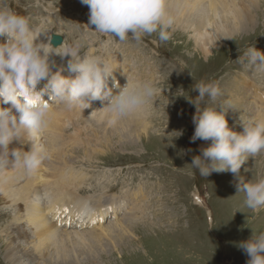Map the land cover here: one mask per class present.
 Listing matches in <instances>:
<instances>
[{
  "label": "rangeland",
  "instance_id": "obj_1",
  "mask_svg": "<svg viewBox=\"0 0 264 264\" xmlns=\"http://www.w3.org/2000/svg\"><path fill=\"white\" fill-rule=\"evenodd\" d=\"M0 8H9L30 18L33 30L58 33L69 46L81 45V55L103 58L115 69L113 75L117 81L120 74L140 81L142 74V82H154L162 90L147 106L148 130L143 128L145 131L141 138L136 133H122V137L118 135L101 145L97 136L99 127L93 122H86L83 125L89 131H86L83 147L84 152H94V163L83 160L85 156L82 152L74 156L67 154V158L74 162L77 169L83 167V171L89 175L86 184L82 185L83 195L92 194L94 198L112 195L129 199L125 195L131 198L140 196L148 190V183L152 184L154 191L149 215L154 219L156 214L159 221L157 227L151 228L143 226L142 222L134 225L132 232L136 236L131 241L137 246H126L127 243L122 247L109 246L106 248L108 254L98 256L99 259L96 258L93 262H85L84 259L81 264H247L249 257L238 244L248 240L253 230L256 233L264 232V208H261L259 214H255L246 207L244 193H241L242 198L235 193L239 180L235 184L225 182L230 171L213 172L204 178L200 176L198 169L193 168V157L201 155V148L210 146L211 141H191L195 131L192 118L196 108L186 97L195 98L199 95L198 90H193V86L201 80L206 83L213 80L220 82L223 95L218 103L233 101L236 95L246 93L245 89L236 86L230 92L233 83L239 85L244 79L248 84L253 81L257 84L264 82V72L254 67L249 69L238 61L250 46L254 45L264 52V13L255 28L247 34L235 35L231 42L220 44L207 57L196 46L192 32H180L174 28L169 29L171 39L167 42L159 40L158 32L145 35L140 43L134 41L131 34L125 42H120L116 37H105L95 32V26L89 23V6L80 4L77 0H0ZM130 61L134 62V66L127 71L125 67ZM245 74L250 77H245ZM113 84L109 78L108 86L113 87ZM242 100L245 104L246 100ZM250 102L252 100L248 104ZM209 106L213 105L209 102ZM247 106H244L245 110ZM231 113L233 112L228 110L227 120ZM240 117L244 119L243 115L235 116L241 124ZM236 119L232 118L233 121L228 120V123L233 124ZM230 128L233 130V127ZM240 129L243 130V126ZM179 133L182 134L176 136ZM40 142L43 143L41 139ZM187 149L192 151L181 154V150ZM255 161L257 160L254 159ZM245 162L246 167L237 178L240 179L245 173L247 179H257V176L264 178L263 168L252 174L253 169L250 170L247 161ZM245 169H248L247 172ZM244 181L247 182L246 179ZM140 182L144 187H140ZM102 184L106 189H101ZM195 191L205 197V206L195 203ZM4 201L3 192H0V264H11L5 256V248L9 236L13 235L7 229L16 214V206L8 207ZM166 215H171L175 223L166 226L162 221ZM121 217V214L115 217L112 211V216L107 217V220L118 221ZM22 220L28 228L29 220ZM13 226L16 227L14 224ZM59 226H62L61 222ZM70 230L74 232L76 228L67 229ZM34 237L31 233V238ZM20 241L22 249H27L28 246L30 250L35 249L33 243L23 242L22 239ZM48 262L47 264H54L49 259Z\"/></svg>",
  "mask_w": 264,
  "mask_h": 264
},
{
  "label": "clouds",
  "instance_id": "obj_2",
  "mask_svg": "<svg viewBox=\"0 0 264 264\" xmlns=\"http://www.w3.org/2000/svg\"><path fill=\"white\" fill-rule=\"evenodd\" d=\"M81 2L90 8L89 23L95 26L94 31L105 37H116L125 42L131 34V38L140 43L145 35L158 32L161 42L171 39L169 29L174 18L168 12V0ZM39 34L32 29L30 18L9 8H0V37H7L6 42L0 43V105H10L0 106V173L13 168L31 176L50 158V152L40 138L49 127L52 104L63 105L67 110L77 107L83 110L93 101H100L104 105L102 109L115 123L143 112L162 91L154 82H132L128 76L127 83L121 87L113 75L115 69L103 58L81 55L79 44L58 51L50 42L37 43ZM48 40L51 41L50 36ZM53 53L71 56L69 70L76 73L74 78H66L59 71L53 73L56 63L50 60ZM238 61L249 69L254 67L264 72V52L254 45L248 47ZM109 78L114 82L113 87L119 89L115 95L113 87L108 86ZM42 80L47 83L37 91ZM193 90H198L199 95L186 97L196 108L191 141L210 140L211 144L201 148V155L194 156L191 165L204 178L213 172L228 171L239 177L249 156L256 157L264 152V120L240 118L243 132L238 133L229 127L226 119L228 110H235L236 106L230 102L218 103L223 95L218 80L207 83L201 80L194 84ZM45 93L50 96L51 103L43 98ZM209 102L213 106H209ZM14 141L22 145L31 142V149H10ZM191 151L181 150V154ZM236 188L237 193H244L246 207L259 214L264 208V178L247 182L240 178ZM238 247L249 257L247 264H264V232L253 230L251 237L240 242Z\"/></svg>",
  "mask_w": 264,
  "mask_h": 264
},
{
  "label": "bare ground",
  "instance_id": "obj_3",
  "mask_svg": "<svg viewBox=\"0 0 264 264\" xmlns=\"http://www.w3.org/2000/svg\"><path fill=\"white\" fill-rule=\"evenodd\" d=\"M77 2L83 4L81 0H77ZM263 7L264 0H168V12L174 18L172 28L180 32H192L196 46L207 57L220 44L231 42L235 35L247 34L252 28H255L263 17ZM34 31L37 34L40 33L37 43L50 42L48 36H52L51 32L45 35V32H39L41 29ZM6 40V36L0 37V43H4ZM66 46H69L67 42L61 48H59L60 46L57 47V45H53V48H58L57 50L60 51ZM70 59V55L62 57L53 53L50 56V60L56 62L52 68L53 73L59 71L66 78H74L76 73L69 70ZM133 66L134 62L130 61L125 68L130 71ZM136 74H138V71ZM140 76V81L142 82L144 77H142V74ZM247 76L249 75L245 77ZM118 79L121 87L127 83V81L125 82L127 77L122 74L118 76ZM129 80L132 82L136 81L134 77H130ZM46 83V80H42L37 85V91L43 89ZM233 84L230 92L236 86L237 88L245 89L246 93L240 96L236 95L237 97H234L233 101L229 100L237 109H229L233 113L229 115L228 120L233 121L232 118L236 119V115H243L244 120H264V82L257 84L256 81H253L248 84L244 79L239 85ZM118 91L119 89L115 88L113 94L115 95ZM46 94L44 96L48 97ZM242 99L246 100L245 104ZM250 100L252 102L248 104ZM48 102L50 103V101ZM96 104H101V102L93 101L89 108L83 110L78 107L73 110H67L63 105L52 104L49 127L40 138L50 152V158L46 159L37 172L31 176L24 175L13 168L6 169L3 173H0V192H3L4 203L6 202L9 205L8 207L16 206V208L14 207L16 214L7 229L13 235L9 236L5 248V256L11 264H47L49 263L48 259L51 262L53 261L54 264H81L84 259H86L85 262L87 260L88 262H93L96 261L95 259L98 256L108 254L106 248L109 246L122 247L126 243V246H137L131 241L136 236L132 232L135 224L138 225L142 222L144 223L143 226L150 228L153 226L157 227V224H159L156 214L154 219L149 215L154 191L153 185L150 183L147 185L148 190L140 196L135 195L134 198H131L125 195L129 199H122L118 196L112 197V195L94 198L92 194L83 195L81 193L82 185L86 184L89 175L86 171H83V167L77 169L74 162L67 158V154L74 156L82 152L85 156L83 160L87 161V163H94V152H84L83 144L86 131H89V129L83 124L93 122L99 127L100 132L97 133V136L101 145H104L103 142L110 141L118 135L122 137V133H136L135 135L141 138L143 131H145L143 128L148 127L149 124L146 121L149 109L147 107L143 112L113 123V117L105 109H102L104 105ZM0 106L9 107L10 105ZM244 106H247L246 110ZM13 112L15 113V110ZM234 122L233 124L229 122V127H233L234 131L242 133L243 130L240 129L242 124L238 122V118ZM110 128L111 130H109ZM101 130L103 131L101 132ZM43 138L44 140H42ZM91 142H89V145ZM105 145L107 144L105 143ZM9 147L10 149L22 148L24 151H29L31 142L22 145L19 141H14ZM253 158L257 161L254 162ZM263 160L264 152L256 157L249 156L246 161L250 170L253 169L251 171L252 174L253 172L256 173L260 168L264 169ZM245 167L246 165H242L240 171L244 170ZM227 175L225 182L230 181L235 184L239 180L231 172ZM241 178L247 181L254 180V178L247 179L246 173ZM257 179H259L258 176ZM138 184L140 187H144L142 182ZM100 187L101 189H106L103 184ZM198 192L195 191L193 196L195 203L205 206L206 199ZM238 194L237 197H243L241 193ZM123 206L124 211H122ZM112 211H114L115 217H118L119 214L122 217L118 221L113 219L114 221L109 222L107 217L112 216ZM171 215L162 217V221L166 226L175 223L172 221ZM23 218L29 220L28 228L23 223ZM59 222H61L62 226H59ZM19 224L21 225L18 226ZM103 224L105 225L103 226ZM68 228H76V230L74 232H72L73 230L67 231ZM78 228H88V230L82 231ZM159 230L161 229L159 228ZM31 233L35 236L34 238H31ZM21 239L23 242L33 243L35 245L34 250L39 254L34 252V250H30L29 246L27 249H22L23 247L21 248L20 245L22 244ZM139 240L138 238L137 241Z\"/></svg>",
  "mask_w": 264,
  "mask_h": 264
},
{
  "label": "water",
  "instance_id": "obj_4",
  "mask_svg": "<svg viewBox=\"0 0 264 264\" xmlns=\"http://www.w3.org/2000/svg\"><path fill=\"white\" fill-rule=\"evenodd\" d=\"M62 41H63L62 36L53 34V38H52L53 45H59L62 43Z\"/></svg>",
  "mask_w": 264,
  "mask_h": 264
}]
</instances>
